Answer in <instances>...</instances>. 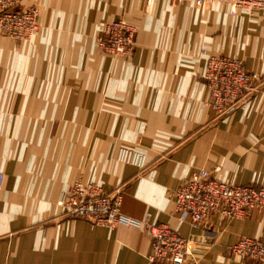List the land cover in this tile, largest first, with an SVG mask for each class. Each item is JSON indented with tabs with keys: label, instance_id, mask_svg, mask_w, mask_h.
Wrapping results in <instances>:
<instances>
[{
	"label": "crops",
	"instance_id": "crops-1",
	"mask_svg": "<svg viewBox=\"0 0 264 264\" xmlns=\"http://www.w3.org/2000/svg\"><path fill=\"white\" fill-rule=\"evenodd\" d=\"M37 31H0V264H147V224L197 241L185 264H264L229 252L241 237L264 240V212L174 213L193 171L264 187V11L223 2L21 0ZM134 28L127 57L97 47L106 25ZM238 59L260 77L242 109L217 116L206 102L207 57ZM75 182L121 189L113 228L63 216Z\"/></svg>",
	"mask_w": 264,
	"mask_h": 264
},
{
	"label": "built area",
	"instance_id": "built-area-1",
	"mask_svg": "<svg viewBox=\"0 0 264 264\" xmlns=\"http://www.w3.org/2000/svg\"><path fill=\"white\" fill-rule=\"evenodd\" d=\"M152 0H146L148 4ZM196 6L223 2L234 11L238 8L264 11V0H168ZM21 0H0V31L17 41L32 37L37 31V10L21 8ZM134 28L123 20L108 23L103 34L97 38V47L107 55L127 57L133 49ZM203 78L208 91L206 104L217 116L242 109L258 91L260 77L248 72L241 61L228 57H207ZM0 172V188L3 183ZM174 213L180 218L188 216L193 225H198L209 216L221 220L242 218L252 210L264 212V187L234 185L213 178L205 170L193 171L179 185L175 193ZM121 189L105 193L93 182L73 183L59 205L63 216L85 220L93 225L113 228L118 224L138 225L139 222L124 217L119 210ZM150 250L147 264H185L197 241L184 237L165 223L147 224ZM229 252L243 260L261 263L264 261V240L241 237L230 247Z\"/></svg>",
	"mask_w": 264,
	"mask_h": 264
}]
</instances>
